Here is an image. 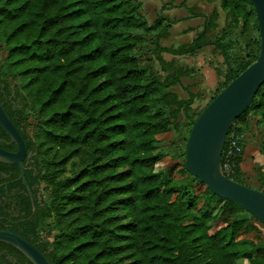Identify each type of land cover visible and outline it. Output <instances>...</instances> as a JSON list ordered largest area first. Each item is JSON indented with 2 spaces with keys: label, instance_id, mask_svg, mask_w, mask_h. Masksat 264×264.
<instances>
[{
  "label": "trees",
  "instance_id": "16d2710c",
  "mask_svg": "<svg viewBox=\"0 0 264 264\" xmlns=\"http://www.w3.org/2000/svg\"><path fill=\"white\" fill-rule=\"evenodd\" d=\"M219 3L227 29L215 34L213 10L191 43L165 48L160 42L178 21L159 16L148 25L139 0H0V103L26 147L25 184L17 181L15 165L0 163V231L35 246L49 264H264V233L235 204L207 191V204L221 205L224 224L212 234L208 210L181 213L194 208L186 199L190 184L204 186L184 169V159L189 132L206 106L197 113L198 94L183 100L173 91L195 71L163 54L194 56L212 46L222 55L226 69L210 102L260 49L251 1ZM248 33L240 54L237 43ZM138 53L158 70L143 66ZM30 120L29 134L24 124ZM251 125L264 129V84L229 130L242 136L229 178L246 187L239 165ZM183 129L178 174L187 184L179 186L152 168L163 158L156 137ZM0 148L16 150L1 127ZM225 149L226 143L221 165ZM43 172L54 187L49 202L39 193ZM50 219L58 232L51 242L40 236ZM253 233L256 243L243 238ZM0 253L31 264L7 244L0 243Z\"/></svg>",
  "mask_w": 264,
  "mask_h": 264
},
{
  "label": "water",
  "instance_id": "95a60500",
  "mask_svg": "<svg viewBox=\"0 0 264 264\" xmlns=\"http://www.w3.org/2000/svg\"><path fill=\"white\" fill-rule=\"evenodd\" d=\"M250 1L260 36L258 56L246 70L233 77L197 117L186 141L184 169L203 184L209 193L235 204L264 226V193L226 177L221 166L226 136L234 120L250 106L257 90L264 84V0ZM0 127L16 147L14 152L0 148V163L15 165L19 170L17 181L25 184V143L1 103ZM0 243L17 250L31 264H49L35 246L13 233L0 231Z\"/></svg>",
  "mask_w": 264,
  "mask_h": 264
},
{
  "label": "rangeland",
  "instance_id": "374dc122",
  "mask_svg": "<svg viewBox=\"0 0 264 264\" xmlns=\"http://www.w3.org/2000/svg\"><path fill=\"white\" fill-rule=\"evenodd\" d=\"M223 28L227 29L228 26L224 25ZM230 34L232 35L235 33L232 31L230 32ZM236 34H239V31H237ZM250 36H252V33H248L237 43V46L240 48V54L243 53L244 46ZM231 37L232 36H230V38ZM208 49L209 48H206V51ZM137 55H139V57L141 58V63L143 64V66L148 67L149 69L154 71L158 70L154 63H152L150 59L148 60V57H146V55H144L143 53H138ZM203 75L205 77V85L207 87V91H209L210 94L200 99L199 102L195 104L194 107L196 109L194 110L197 113H199L209 102L211 98L210 96L213 95V91L217 82L213 71L205 69ZM175 91L180 97H186V93L183 89L176 87ZM181 123L183 125L185 124L183 119H181ZM32 127L33 121L31 120L24 124L25 130L29 134L31 133ZM186 134L187 131L183 129L179 134L168 132L156 137V147L157 150L163 154V158L152 168V170L153 172H161L162 174L166 175V179L168 182L173 181L179 186H186L187 184V180L180 174H178L179 164L181 163V154L184 148V137L186 136ZM243 144L244 151L246 152V154L249 153L254 156V158L257 160V165L255 167L256 170H254L253 173L249 172L250 176L248 179H243L241 177V182L254 190L256 189V187L264 190V185L261 184L260 187V179L264 174V129L260 128L256 130L251 125L246 129V134L243 136ZM50 179L51 175H49L47 172H43L39 178V193L41 198L47 202H49L51 193L54 189L52 183H50ZM253 182H255L256 187L253 185ZM186 193V199H189L192 202L191 204L194 205V208L191 211L183 210L181 212L183 215L189 214V216L196 217L199 212L208 210L212 216V221L209 223L210 234L224 225L219 219L221 205L215 201H212L210 204H207L206 202L208 194L205 186L196 187L194 184H190V187L187 188ZM252 223L257 228L258 232L262 234L264 233V228L258 221H252ZM57 235L58 232L53 227V219L46 221L40 231L41 238L43 240L51 242ZM243 238H246L255 243L257 242L255 233L244 235ZM237 264H244L243 260H238Z\"/></svg>",
  "mask_w": 264,
  "mask_h": 264
},
{
  "label": "crops",
  "instance_id": "0c3cea01",
  "mask_svg": "<svg viewBox=\"0 0 264 264\" xmlns=\"http://www.w3.org/2000/svg\"><path fill=\"white\" fill-rule=\"evenodd\" d=\"M139 2L141 4L140 12L148 25L155 22L159 16L178 21L176 24L169 27L167 38L160 42V45L165 48H177L191 43L196 38L197 34L203 31L206 17L213 10H216L219 16L216 22L217 29L215 34L217 35L225 25L226 13L220 9L219 0L211 4L199 0H139ZM163 7L165 8L164 10ZM189 9H192L193 12H189ZM206 48L209 49L206 51ZM163 58L165 61L174 59L179 66L187 67L195 71L194 77L184 78L181 80V84L176 86L183 89L186 93V97H180L178 95L180 99H187L188 93L199 95L193 103V109H196L194 106L200 99L210 94L205 85V77L203 75L205 69L213 71L217 80L213 94L218 83L222 81L226 69L224 58L218 51H215L212 46L202 48L194 56L173 57L168 54H163ZM217 71H220L221 76H217ZM175 88H173V91L177 93ZM256 161L253 155L249 153L246 154L244 151L242 161L239 165L241 177L243 179H248L250 176L249 172L253 173V171L256 170ZM253 185H256L255 182H253ZM257 188L258 187H256V189Z\"/></svg>",
  "mask_w": 264,
  "mask_h": 264
},
{
  "label": "built area",
  "instance_id": "2783aa9c",
  "mask_svg": "<svg viewBox=\"0 0 264 264\" xmlns=\"http://www.w3.org/2000/svg\"><path fill=\"white\" fill-rule=\"evenodd\" d=\"M225 143L226 149L224 151V163L221 166L223 174L229 178V176H233L234 174L233 169L235 160L242 153V136L232 130L228 132Z\"/></svg>",
  "mask_w": 264,
  "mask_h": 264
},
{
  "label": "flooded vegetation",
  "instance_id": "af4514ba",
  "mask_svg": "<svg viewBox=\"0 0 264 264\" xmlns=\"http://www.w3.org/2000/svg\"><path fill=\"white\" fill-rule=\"evenodd\" d=\"M0 264H16V263L8 259L7 255H5L4 253H0Z\"/></svg>",
  "mask_w": 264,
  "mask_h": 264
}]
</instances>
